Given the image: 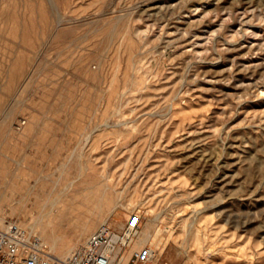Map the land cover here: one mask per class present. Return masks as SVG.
Listing matches in <instances>:
<instances>
[{"label":"rangeland","instance_id":"obj_1","mask_svg":"<svg viewBox=\"0 0 264 264\" xmlns=\"http://www.w3.org/2000/svg\"><path fill=\"white\" fill-rule=\"evenodd\" d=\"M132 212L146 264H264V0H0V226Z\"/></svg>","mask_w":264,"mask_h":264},{"label":"built area","instance_id":"obj_2","mask_svg":"<svg viewBox=\"0 0 264 264\" xmlns=\"http://www.w3.org/2000/svg\"><path fill=\"white\" fill-rule=\"evenodd\" d=\"M141 216L128 215L122 226H98L63 258L50 253L41 236L14 221L0 226V264H146L154 249L139 243Z\"/></svg>","mask_w":264,"mask_h":264},{"label":"bare ground","instance_id":"obj_3","mask_svg":"<svg viewBox=\"0 0 264 264\" xmlns=\"http://www.w3.org/2000/svg\"><path fill=\"white\" fill-rule=\"evenodd\" d=\"M250 1H254V0H250Z\"/></svg>","mask_w":264,"mask_h":264}]
</instances>
